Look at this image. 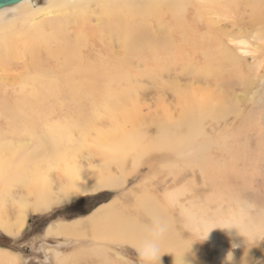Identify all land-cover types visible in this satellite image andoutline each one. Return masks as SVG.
<instances>
[{"label": "rangeland", "instance_id": "374dc122", "mask_svg": "<svg viewBox=\"0 0 264 264\" xmlns=\"http://www.w3.org/2000/svg\"><path fill=\"white\" fill-rule=\"evenodd\" d=\"M29 1L33 8H38L47 6L50 0ZM140 1L145 7H151L149 11L155 17L136 23L135 33L127 40L117 31L106 29H98L91 38L87 36L81 54L74 58L75 65L68 70L67 84L59 87L51 85L49 74L36 73L38 69L45 72L58 66L51 53L32 46L23 48L18 34H28L26 29L32 25L55 27V31L57 26H63L64 40L72 42L73 24L69 27L66 20L78 16L71 12L70 6L35 14L26 10L14 17L12 10L6 13L8 20L13 17L8 22L16 31L11 30L14 34L10 40L0 36V145L12 140L17 147L13 157L22 158L25 165L36 162L32 156L39 152L38 136L46 128L45 121L55 125L64 122L69 126L76 122L82 126L92 118L91 122L97 124L100 120L105 125L107 113L98 119L95 115L121 99L138 103L153 120L162 117L165 109L175 116L177 108L173 98L176 95L188 97L194 110L207 100L214 104V112L202 124L197 117L191 121L190 154L152 150L143 159L144 163L132 170H129L131 157H127L126 171L121 175L114 173V164L104 163L90 149L77 154V163L87 178L118 174L116 187L104 185L105 188L76 193L70 198L60 186V169L43 168V191L50 192L52 201L41 211H32L33 197L20 185L1 189L0 217L12 223L16 222L24 203L20 198L27 199L19 233L9 235L0 228V242L1 239L10 241L9 250L19 255L18 264H56V260L57 264H144L139 248L128 242L95 239L84 229H88L87 223L78 224L63 234H47L50 226L83 222L97 206L114 199L117 200L112 204L124 215L131 214L129 218L137 215L138 221L148 224L149 219L131 206L134 195L142 194V190L156 203H162L168 191L180 190V204L187 206L192 202L197 215L204 218L217 211L227 216V211L240 208L246 209L250 216H264V0H225L208 6L201 0ZM83 11L87 16L103 15L96 4L86 5ZM172 14L187 19L181 22L182 29L171 35ZM55 41L51 39V43ZM160 51L176 52L178 57L166 58L158 64ZM33 54L38 55L37 62L29 59ZM217 98L221 99L218 104ZM77 103L83 106L81 114L77 113ZM171 125L175 124L166 127ZM144 126L148 140L165 139L168 133L166 128L153 122H146ZM79 127L74 130L75 134ZM176 129L184 134L182 128ZM38 166L41 170L39 162ZM168 213L182 244L176 245L173 252L164 253L166 250L162 249L164 252L157 264H183L182 254L190 240L202 238L203 226L189 228L180 218L177 204L170 206ZM212 217L218 223L214 227L221 226L219 215H210L209 219ZM214 230H218L216 236L212 235ZM232 244L238 246L232 248ZM229 250L234 259L242 257L241 261L246 264H264V239L244 242L240 235L232 236L222 228L212 229L203 242L193 241L183 259L187 264H225ZM163 255L168 256L163 258ZM169 256L179 259L169 261Z\"/></svg>", "mask_w": 264, "mask_h": 264}, {"label": "bare ground", "instance_id": "6f19581e", "mask_svg": "<svg viewBox=\"0 0 264 264\" xmlns=\"http://www.w3.org/2000/svg\"><path fill=\"white\" fill-rule=\"evenodd\" d=\"M224 1L225 0H201V2L206 6L212 3L219 4ZM91 4L98 5L103 15L99 17L87 16L83 9L86 5ZM58 6H70L69 8H71V12H74L78 16L75 19L69 17L68 20H66L69 27L73 24L72 42L64 40V34L66 31L61 30L63 26H57V31H55V27L47 29L44 25H32L26 29H29L27 32L25 31L28 34L23 32L18 34L20 36L19 41L21 42V46H23V48H25V46H32V48H37L38 50L51 53V58L53 57L54 62L58 66L52 67L45 72L38 69V72L36 73L49 74L51 85L56 87L62 86V83H64V85L67 84L66 80L69 76L68 70L75 65L76 60L74 58L81 54L80 50L85 45L87 36L91 38L94 36L95 31H98V29H106L109 32L112 30L117 31L120 33L123 40H127L132 33H135L133 28L136 23H144L149 21L152 17H155V13H151L149 11L151 7H145L140 0H50L47 6L38 8H33L31 6V1L29 0H21L12 6L0 9V36H6L5 38L9 40L13 38V34L16 30L12 29L10 22L8 21H10L14 16L22 15L26 10L32 11V14H35L41 10H51ZM8 10H12L13 14V17L9 20L6 17ZM197 11L201 12L198 9ZM67 12H64V14H67ZM91 17L95 20L94 24L91 23ZM186 19V17L182 18V16L172 14V16H170V22L174 21V23L169 28V33L172 35L174 32L181 30V22H184ZM11 30L14 32H11ZM9 31L11 32L10 34H8ZM30 32H32V34H29ZM51 39H56V41L51 43ZM23 48L22 53H25L26 50H23ZM158 55L161 58L157 60L158 64H160L161 60L166 58L171 57L172 59H175L178 57L176 52L169 54L165 51H160ZM154 57V55H150V58ZM29 59H31L32 62H37L38 55L33 54ZM72 62L73 65L70 64ZM148 66L152 67L153 65L149 64ZM93 68L96 69L95 64H93ZM59 81L63 82L59 85ZM53 94L56 95V91L53 92ZM173 99L174 105L177 108L175 109V116H172L171 113L168 112V109L164 108L165 110L162 111V117L156 120L149 119L146 116L147 113L143 112V108H141L138 103L134 101L130 102L129 100L123 101L121 99L112 102L111 106L105 107V110L95 115L98 119L99 115L107 113V124L105 125H101L100 120H98L99 123L96 121L97 124L91 122V120L93 121L92 118L87 120L90 121L89 123L86 122L87 125L83 124L82 126L77 125L76 122L69 126L64 122L61 125H55L53 122L45 121L43 125L46 128H44L38 136V140L40 142L39 147L37 148H39V152H37V155L32 156L36 162H30L27 165L23 163L22 158L19 156V158L13 157L17 152V147L13 144L12 140L7 141L6 144H1L0 190L7 186H12V184L20 185L25 189L27 195H32L33 197V202L31 204L32 211H41L47 209L52 201V195L50 192L43 191V180L45 179V176L42 175L43 168H57L58 171L60 169V186L65 191V194L72 198L71 195H75L76 193H91L94 190L104 187V185L116 187L118 174L121 175L125 173L124 171H126L125 165L127 157H131V166L129 170H132L138 167L139 164L143 162V159L152 150H172L173 153L180 151L190 154L191 151L189 148L191 146L189 138L192 129L191 121L197 117L199 122L202 124L203 121L209 118L214 112V104L211 100H207L204 103L199 104L197 109L194 110L193 105L191 106L188 102V97L186 98L181 95H176ZM216 101L218 104L221 99L217 98ZM75 107H77L76 109L78 114L83 113V106L81 104L77 103ZM42 117L44 119L46 118V115L44 114ZM99 117L101 118V116ZM153 117H156V115L153 114ZM146 122H153L156 125H160L159 127L166 128L168 133L166 134L165 139H151L149 137L150 139L148 140L146 134L144 133V123ZM167 124L175 125L166 127ZM77 126H81V128L79 127V132L75 134L74 130ZM178 127L184 130V134H180V132L176 129ZM8 142L10 143L9 146H7ZM85 148L96 152L104 163L114 164L116 169L114 173L118 174L116 176H114L115 174H112L113 176L110 175V177L106 175L107 178L99 175H91L92 177L87 178L82 170V166H79L76 160L77 154ZM176 158L178 157L176 156ZM183 158L185 159V156ZM38 162L42 167L41 170L39 169ZM88 169L91 168L89 167ZM19 170H21V172H18ZM141 193L142 194L134 195V201L131 206L138 213L143 214L147 220L149 219L150 223L148 222V224H143V220H141V222L143 221L142 223L138 221L139 219H137V215L136 218L132 217L133 219L128 217L131 214L129 215L127 213L128 216L124 215L116 207H114V203L112 204L113 201L117 200L114 199L97 206L92 213L86 215V218L84 217L85 219L83 222L80 221L59 224L57 227L55 226L56 228H54L52 232L55 235L63 234V232H69L73 228L78 227V224L86 225L87 223L89 224L87 225L88 229L86 227L83 228L86 229L87 234H90L95 239H113V241L116 242H128L140 249L141 245L152 234L154 227L162 224L165 228V233L163 238L159 241L160 251L165 249L166 252H163L168 253L173 252L176 245L182 244L181 239L179 238L181 236L175 231L176 227L172 226L173 221H170L171 219L168 213L170 206L176 204L179 206L180 218L184 220L191 229H194L198 225L203 226L204 221L208 222V226H218L214 217L209 219L210 215L216 214L219 215V222L221 226L224 224L226 216H221L217 213L218 211L211 212L207 218H204L197 215L195 205L192 202H190L187 206L180 204L178 200L180 190L168 191L162 203L153 202L152 197L145 190H142ZM69 197L67 199H69ZM20 201L24 203H21L22 208L18 212L16 222L14 221L15 223L5 220L4 217V219L0 217V228L6 234L14 235L19 233L24 224L26 214L25 202L27 199L20 198ZM129 212L131 213V210ZM227 212L229 213V211ZM165 213L167 214L165 215ZM263 218L264 216L258 218L248 214L245 223L249 229L263 230ZM222 230L225 233H231L232 236H238L235 229ZM73 234L74 233H72V235ZM217 234L218 230H214L212 232V235L214 236ZM213 241H215V239H213ZM93 252L99 255V251L94 250ZM167 256L163 255V258H166ZM176 257L169 256L168 260H178L179 258L177 259ZM241 259L242 257L240 259L233 258L231 264H240ZM18 260L19 255L17 253L6 249V247H0V264H18ZM191 263L193 264V262Z\"/></svg>", "mask_w": 264, "mask_h": 264}, {"label": "clouds", "instance_id": "9594fccd", "mask_svg": "<svg viewBox=\"0 0 264 264\" xmlns=\"http://www.w3.org/2000/svg\"><path fill=\"white\" fill-rule=\"evenodd\" d=\"M248 217V211L244 208H240L237 210H230L227 216L225 217L223 226L219 227H211L208 226V222H203V228L201 230V239L198 240H190L188 243V248L186 251L189 250L193 241H205L209 238L210 232L214 228H222L226 230L235 229L237 234L244 238L245 241H255L258 238L264 239V230H252L249 229L245 223ZM165 233V228L162 224L156 225L152 231L150 237L145 240V242L141 245L139 249L140 257L144 264H157L160 261V256L162 252L160 251V239L163 238ZM238 245L232 244V248L237 247ZM248 248V247H247ZM246 248V252H247ZM185 251V252H186ZM184 252V253H185ZM184 253L182 254V262L183 264H187V262L183 259ZM233 261V254L232 251L226 254L225 257V264H231ZM241 264H246V261H241Z\"/></svg>", "mask_w": 264, "mask_h": 264}, {"label": "water", "instance_id": "95a60500", "mask_svg": "<svg viewBox=\"0 0 264 264\" xmlns=\"http://www.w3.org/2000/svg\"><path fill=\"white\" fill-rule=\"evenodd\" d=\"M20 1L21 0H0V9L4 7L12 6Z\"/></svg>", "mask_w": 264, "mask_h": 264}, {"label": "trees", "instance_id": "16d2710c", "mask_svg": "<svg viewBox=\"0 0 264 264\" xmlns=\"http://www.w3.org/2000/svg\"><path fill=\"white\" fill-rule=\"evenodd\" d=\"M107 201H108V200H106V201H104V202H107ZM104 202H103V203H104ZM0 247H2V248L6 247V249H9V247H10V241H7V240L3 241V240L1 239Z\"/></svg>", "mask_w": 264, "mask_h": 264}, {"label": "crops", "instance_id": "0c3cea01", "mask_svg": "<svg viewBox=\"0 0 264 264\" xmlns=\"http://www.w3.org/2000/svg\"><path fill=\"white\" fill-rule=\"evenodd\" d=\"M62 224H64V223H62ZM59 224H56L55 226L57 227ZM52 227V226H50V230L49 231H47V234H53V235H55L53 232H52V230L54 229V228H56V227ZM57 235V234H56ZM19 261V260H18Z\"/></svg>", "mask_w": 264, "mask_h": 264}]
</instances>
